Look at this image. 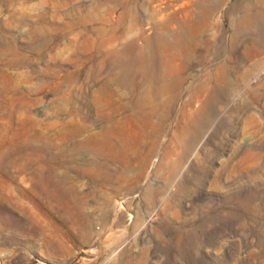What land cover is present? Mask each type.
Wrapping results in <instances>:
<instances>
[{"label":"rangeland","instance_id":"374dc122","mask_svg":"<svg viewBox=\"0 0 264 264\" xmlns=\"http://www.w3.org/2000/svg\"><path fill=\"white\" fill-rule=\"evenodd\" d=\"M0 264H264V0H0Z\"/></svg>","mask_w":264,"mask_h":264},{"label":"bare ground","instance_id":"6f19581e","mask_svg":"<svg viewBox=\"0 0 264 264\" xmlns=\"http://www.w3.org/2000/svg\"><path fill=\"white\" fill-rule=\"evenodd\" d=\"M141 57H138L135 61H132L131 64H133L134 66L139 67L141 65ZM129 68V65H127L124 70L127 72ZM136 90H134V93L132 94L133 96H136L135 93ZM111 92L108 91L107 89L103 88L101 89V91H99L98 93V101L100 103V109H99V113L101 116H103L104 118L108 119L110 118V114L107 112V108L109 106V103L111 102ZM139 101H141L142 99H139ZM64 106V105H63ZM66 109V108H65ZM67 110V109H66ZM65 112V111H64ZM64 119V118H63ZM86 125L80 124L78 123L76 120H64L62 123V131H61V136L65 141H69L72 138H75L77 136V134L81 131V130H85L86 129ZM68 155V154H67ZM70 155V154H69ZM68 158V157H67ZM66 159H60V163L66 162ZM73 160V159H72ZM69 161V160H68ZM72 162V161H71ZM26 168V167H25ZM39 178H42L41 176H39ZM64 195H65V191L60 189V206H63L65 204L64 202ZM70 205V204H69ZM12 211V210H11ZM80 216V214H79ZM7 220H9V224L10 226L12 225L11 219L12 217L10 215H6L4 216ZM64 218L67 221L73 222V223H78L77 219L78 217V213L76 212L75 208L73 206H68V208H65L64 210ZM86 224V223H85ZM84 227V226H83ZM32 230L36 231V232H40L42 231V228H40L39 226L36 227V225L32 226ZM88 228V229H87ZM83 229H87V232H89L90 230V226L89 224H86L85 227ZM87 232L84 231V234H86ZM49 243H53L52 240L48 241Z\"/></svg>","mask_w":264,"mask_h":264}]
</instances>
